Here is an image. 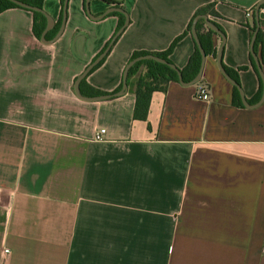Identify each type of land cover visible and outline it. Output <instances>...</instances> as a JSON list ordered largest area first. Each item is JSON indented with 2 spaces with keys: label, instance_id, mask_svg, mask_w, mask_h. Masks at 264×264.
Here are the masks:
<instances>
[{
  "label": "crops",
  "instance_id": "obj_1",
  "mask_svg": "<svg viewBox=\"0 0 264 264\" xmlns=\"http://www.w3.org/2000/svg\"><path fill=\"white\" fill-rule=\"evenodd\" d=\"M116 1L128 23L80 85L84 96L118 90L134 52L166 51L214 1L208 18L225 35L222 65L249 103L260 99L250 52L260 0ZM113 5L90 0L89 10ZM62 6L42 2L54 20L49 37ZM119 22L114 12L92 19L85 0H68L62 33L43 43L32 11L0 12V264H264V101L245 107L238 92L235 104L216 54L200 79L209 101L194 97L197 83L172 80L152 92L146 119H135L143 65L123 95L78 98L75 78ZM222 43L213 33L216 53ZM193 52L187 33L168 58L183 69ZM257 56L264 73V35Z\"/></svg>",
  "mask_w": 264,
  "mask_h": 264
},
{
  "label": "trees",
  "instance_id": "obj_2",
  "mask_svg": "<svg viewBox=\"0 0 264 264\" xmlns=\"http://www.w3.org/2000/svg\"><path fill=\"white\" fill-rule=\"evenodd\" d=\"M23 1H25L31 5H35V6L42 8L43 0H23ZM104 1L111 3V4H114V5H119V2H117L116 0H104ZM213 4H214V1L211 4H208L204 7L198 8L197 11L192 16L190 22L188 23L186 30L183 32V34L177 36L172 41V43L170 44L169 48L166 51H163V52L138 51V52H134L131 55L130 59L133 57H136L138 55L153 53L157 56H160V57L166 59L169 62H172L168 58V54L170 53V51L172 50V48L174 47L176 42L182 36L186 35L187 33H189L191 35L192 22L197 15H199V14L215 15V12L213 10ZM263 6H264V4L261 5V7H263ZM10 7H19V6L15 5L14 3H12L8 0H0V12L7 9V8H10ZM32 13H33V32L36 35V37L39 38L44 27H45V25H46V20H45V17L42 13L36 12V11H32ZM114 13H116L120 16V22H119V25L116 29V31H117L122 26V24L124 23L125 18H124V15L120 12H114ZM61 17H62V15H61ZM212 22L220 28V26L218 24H216L214 21H212ZM60 23H61V18H60V20H59V22L55 28L56 32L60 26ZM204 28H205V30H204ZM255 29H256V22H254V25L252 27V34H253ZM196 30L198 33V38L200 40V43H201L202 48L204 49L206 55H209V54L215 55L216 51L213 48V44H212V34L214 32L211 29H209L208 27H206L204 19L199 18L197 20ZM54 34H55V32H54ZM54 34L50 37H49V34H46V39L52 38L54 36ZM262 36H263V34L261 33V30L259 29L257 32L256 38H255L254 47H253L254 52L256 54L258 51V45L262 43ZM109 41L107 42V44L109 43ZM107 44L105 45V47L107 46ZM200 59H201L200 53H199L197 45L195 44V41H194V52L190 56V58L187 62V65L183 69H180V71L182 72V76H183L184 81H189L196 75V73L199 69ZM100 63H98L94 68H96L98 65H100ZM252 64H253V67L257 73L258 71H257V67L255 65V62L253 60V57H252ZM142 65L145 66L146 70L143 74H141L137 77L136 89H135V104H134V109H133L134 118L140 119V120L146 119L152 92L156 91V90L164 91L166 89L169 81H172V80L178 81L177 73L174 69L170 68L169 66H167L165 64L156 62L154 60H142V61L135 63L129 69L128 77L135 74L136 71L138 70V68ZM243 68L244 67H240L239 69H243ZM226 71L239 84V81L237 79V75L231 69H226ZM258 76H259V74H258ZM84 81H85V78L81 81V84L84 83ZM94 93L98 94V93H102V92L95 90ZM233 94H234V103L241 105L240 101L235 100V99H238V91H237V88L235 86L233 87Z\"/></svg>",
  "mask_w": 264,
  "mask_h": 264
},
{
  "label": "water",
  "instance_id": "obj_3",
  "mask_svg": "<svg viewBox=\"0 0 264 264\" xmlns=\"http://www.w3.org/2000/svg\"><path fill=\"white\" fill-rule=\"evenodd\" d=\"M8 1L14 3L15 5H17V6L21 7V8H25V9L30 10V11L40 12V13H42L44 15L45 20H46V25H45V27H44L41 35H40V40L43 43L53 42L62 33V31L64 29V24H65V21H66V7H67L68 0H63L62 17H61L60 26H59L56 34L49 40L46 39V33L50 29H52V27L54 25V20H53V18L50 15H48L46 12H44V10L42 8H40L38 6H35V5H31V4H29V3H27V2H25L23 0H8ZM89 2H90V0H85V10H86V13L88 14V16L90 18L98 20V19L102 18L103 16H105L108 13L120 12V13H122L125 16V20H124V23L122 24V26L114 33V35L112 36V38L109 41V43L107 44V46L75 78L74 83H73V90H74L75 95L78 98L83 99V100H87V101H98V100H106V99H109V98H112V97L123 95L126 92V90H127V79H128L129 69L135 63H137L139 61H142V60H154L156 62L165 64V65L169 66L170 68L174 69L176 71V73H177L178 82L181 85L186 86V85H192V84H195V83L199 82L200 79H201V76H202V71H203V68H204V62H205V59H206V53H205L204 49L202 48V45H201L200 40L198 38L197 30H196V22H197V20L199 18H202L205 21V25L209 29H211L215 34L219 35L222 38L223 43H222V45L220 46V48L218 49V51L216 53V63H217V66H218L220 72L223 74V76L232 85H234L237 88L242 104L245 107L252 108V107L258 106L259 104H261L264 101V73L262 71L259 58H258L257 54L254 52V49H253L254 41H255L257 32L260 29L259 10L261 8V5L264 4V0H260L255 6L254 14H255L256 29L254 30V32L252 34L251 42H250V52H251V55H252L253 60L255 62V65L257 67L258 74H259V76L261 78V81H262V94H261L260 99L257 102H255V103H249L247 101V99L244 96V92H243L242 88L240 87V85L237 83V81L234 78H232L230 76V74L226 71V69L222 65V49H223V44H224V40H225V35H224V32L208 18L207 14H199V15H197L194 18V20L192 22V26H191V35H192L193 40L195 41V44L197 45V48L199 50L200 57H201L199 69H198L196 75L191 80L184 81L183 76H182V72L172 62H169L166 59H164V58H162L160 56H157V55H155L153 53H148V54L138 55L136 57H133V58L129 59V61L127 62L126 66H125V68L123 70L122 83H121V87L118 90H116L114 92H111V93H106V94H97V95H93V96H84L81 93V89H80L81 81L88 75V73L98 63H100L104 59V57L109 52L112 44L114 43L116 38L122 33V31L124 30V28L126 27V25L128 23V16H127L126 12L122 8H120L119 6L113 5L110 8H108L107 10H105L99 16H95V15H92L90 13Z\"/></svg>",
  "mask_w": 264,
  "mask_h": 264
},
{
  "label": "built area",
  "instance_id": "obj_4",
  "mask_svg": "<svg viewBox=\"0 0 264 264\" xmlns=\"http://www.w3.org/2000/svg\"><path fill=\"white\" fill-rule=\"evenodd\" d=\"M261 14H262L261 18L259 19L260 30H261V33L264 35V11L263 10H262ZM194 97L200 101H209L211 98V93H210V88H209L208 84L205 82H202V81L197 82V87H196V90L194 92ZM104 132H105L104 128L100 129L99 132H97L95 134V138L97 140L102 139Z\"/></svg>",
  "mask_w": 264,
  "mask_h": 264
},
{
  "label": "rangeland",
  "instance_id": "obj_5",
  "mask_svg": "<svg viewBox=\"0 0 264 264\" xmlns=\"http://www.w3.org/2000/svg\"><path fill=\"white\" fill-rule=\"evenodd\" d=\"M207 27V26H206Z\"/></svg>",
  "mask_w": 264,
  "mask_h": 264
}]
</instances>
